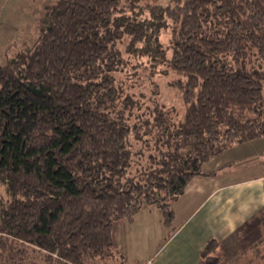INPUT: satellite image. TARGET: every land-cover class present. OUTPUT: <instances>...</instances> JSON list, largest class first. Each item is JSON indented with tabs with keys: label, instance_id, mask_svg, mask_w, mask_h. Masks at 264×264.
<instances>
[{
	"label": "trees",
	"instance_id": "1",
	"mask_svg": "<svg viewBox=\"0 0 264 264\" xmlns=\"http://www.w3.org/2000/svg\"><path fill=\"white\" fill-rule=\"evenodd\" d=\"M130 65L179 76L185 111L170 135L160 108L130 124ZM153 134L183 153L124 183L131 136L150 149ZM263 137L264 0H54L35 42L0 65V264H40L34 253L108 264L118 223L152 205L172 226V205L212 157ZM250 237L257 245L261 229ZM219 245L208 241L202 264H228L211 257Z\"/></svg>",
	"mask_w": 264,
	"mask_h": 264
},
{
	"label": "rangeland",
	"instance_id": "2",
	"mask_svg": "<svg viewBox=\"0 0 264 264\" xmlns=\"http://www.w3.org/2000/svg\"><path fill=\"white\" fill-rule=\"evenodd\" d=\"M53 1L0 0V65L5 64L16 50L29 47L35 42L39 21L44 15L46 7ZM165 1L168 2L169 0ZM170 35V30L162 32V41L166 47L169 45ZM127 57L128 59L131 58L129 55ZM131 59L133 65L138 62L135 58ZM134 70L132 65L127 66L122 76L127 85V93L137 103L130 124L137 122L138 115L153 121L157 109L160 108L166 112H171L166 115L168 134L170 135L174 127L178 125L179 120L182 119L185 111L182 93L172 84L179 76L167 66L160 67L153 77H150L149 72L143 69H137L138 73L135 75ZM146 139H150V149L146 147L144 141L138 140L134 135L131 136L133 150L138 153L133 155V165L122 179L124 183L137 182L148 172L160 171L163 168L161 159L165 158L167 161L177 162L183 153L176 151L167 143L157 148L155 134L145 136L144 140ZM263 152L264 137L246 144L235 145L223 153L220 160L227 164L221 171L238 172L236 175L238 176L242 174L241 170L244 167L259 160ZM151 157H155L156 160L151 159ZM216 162L214 159L213 162L205 166L210 169L215 166ZM2 193L5 197L3 190ZM146 207H152L154 211L145 210L135 216V221L118 223L120 225L117 227L116 234L118 238L121 237V243L108 264L185 263L186 249L179 244V241L171 242L173 239L171 233L174 228H178L183 223L185 214L178 217L172 227H165L159 217L162 211L157 206L147 205ZM155 210H158V213ZM200 211L193 212V217L198 215ZM255 228L261 229L262 240L257 245L252 246L250 245V235ZM211 257H220L228 264H264V208L248 223L244 224L241 230L221 241ZM31 258L40 264H46L40 254L34 253ZM192 261L194 259L188 263L190 264Z\"/></svg>",
	"mask_w": 264,
	"mask_h": 264
},
{
	"label": "crops",
	"instance_id": "3",
	"mask_svg": "<svg viewBox=\"0 0 264 264\" xmlns=\"http://www.w3.org/2000/svg\"><path fill=\"white\" fill-rule=\"evenodd\" d=\"M222 155L212 157L207 164L216 159L215 166L207 169L205 164L203 171L206 175L194 177L172 205L175 212L173 224L185 214L183 223L171 233V242L179 241L186 249L185 263L194 259L190 264H202V251L209 240H225L264 208V152L254 164L244 167L238 176V172L221 171L227 164L220 160ZM145 207L138 214L145 210L154 211L152 207ZM197 210L201 211L193 217L192 213ZM159 217L165 226L163 214ZM118 225L115 227L117 247L121 243V237L116 234Z\"/></svg>",
	"mask_w": 264,
	"mask_h": 264
}]
</instances>
